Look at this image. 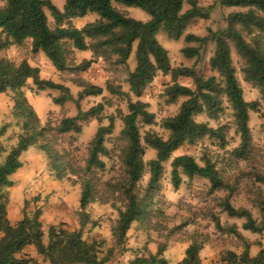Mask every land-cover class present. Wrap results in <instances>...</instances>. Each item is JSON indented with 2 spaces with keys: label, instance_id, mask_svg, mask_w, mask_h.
Listing matches in <instances>:
<instances>
[{
  "label": "trees",
  "instance_id": "obj_1",
  "mask_svg": "<svg viewBox=\"0 0 264 264\" xmlns=\"http://www.w3.org/2000/svg\"><path fill=\"white\" fill-rule=\"evenodd\" d=\"M112 2L126 7H137L149 15V20L141 22L117 10ZM189 8L182 12L183 3ZM225 7L247 8L244 12L229 13L222 30L208 29L207 37L185 34L186 42H199L203 46L207 40L215 44L208 64L218 77H203L195 67L170 65L167 50L156 39L162 31L172 39H178L184 33L187 24L199 13L196 0H64L59 10L50 0H2L0 4V51L13 45L28 42L32 54H42L52 66L63 71L67 66V44L73 49L89 50L96 57L105 58L108 54L116 56L117 64H125L133 45L135 66L127 72L126 82L130 93L140 97L145 87L152 82L157 72L171 77L164 94L169 103L184 98L177 112L163 120L162 126L168 132L165 138L153 131L140 133V125L153 122V114L148 111L147 103L136 99H128L127 111L120 116L122 128L120 139L124 140L121 152L123 174L116 181L101 182L97 172L104 170L103 157L109 154L105 145L107 136L113 131L114 117H106L107 123H101L103 104L97 103L86 110L80 108V99L84 96H97L102 88L90 83H78L81 88L73 99L76 106L74 116L62 118L56 125L49 122L44 125L27 102L23 87L30 80L37 90H56L59 95L56 103L71 99L69 89L39 76V69L26 60L14 63L0 57V93L11 92V114L16 119L19 132L15 144L4 150L0 145V264H36L33 257L25 252L31 246L36 254L49 264H106L110 252L101 255V242L87 241L82 236V228L89 222L86 208L94 202L111 204L118 202L117 218L110 228V235L117 246L126 241L127 231L133 222L151 225L150 218L155 213V196L160 188V176L163 163L171 154L184 144H194L197 140L214 138L223 146L225 144L223 127H210L205 122L195 120V116L205 113L214 118L222 109L223 98L230 104L236 130L239 134V145L232 149L236 158H243L248 153L251 133L248 126L249 111H257V102L246 101L242 89L235 76L232 65L230 40L236 52L244 60L242 72L244 79L253 83L264 101V0H217ZM53 19L49 26L47 12ZM97 14V18L81 28L72 25L71 19L82 17L87 13ZM239 26L251 35L247 41ZM69 50V49H68ZM182 54L191 58L198 54V48L184 47ZM90 61H81L75 70H86ZM178 77L190 78L193 88L176 82ZM110 93L127 96L118 87L106 86ZM264 117V113L262 115ZM97 119L99 124L87 146V156L82 166H78L68 156V152L58 150L53 143L55 135L69 132L79 133L81 122ZM0 128V136L4 133ZM30 146L38 147L46 156L50 171L55 179L75 176L80 181L78 200L77 230H67L62 225H51L46 240L39 220L37 209L31 215L23 213L15 223H11L7 215L8 198L6 188L12 185L9 176L21 167L20 154ZM155 151L153 158L147 161L148 179L143 187L139 185L143 174L144 148ZM202 165L188 154L177 155L170 162V180L174 187L181 183V174L187 177L198 176L209 183L210 192L225 190L227 194L220 200L222 211L229 217L243 219L244 230L264 235V193L257 189L253 204L259 217L243 207L235 208L229 202L231 185L224 180L221 173L208 157L203 158ZM74 179V181H75ZM264 180V179H263ZM214 226L221 228L219 219L211 215ZM229 232L243 242L240 253L227 251L222 260L226 264H264V247H259L255 254L250 253V243L238 233L235 225H230ZM205 237L192 234L184 250V255L177 264H203L200 251ZM164 244H158L154 254L147 258L137 259L136 264H166L161 255Z\"/></svg>",
  "mask_w": 264,
  "mask_h": 264
},
{
  "label": "rangeland",
  "instance_id": "obj_2",
  "mask_svg": "<svg viewBox=\"0 0 264 264\" xmlns=\"http://www.w3.org/2000/svg\"><path fill=\"white\" fill-rule=\"evenodd\" d=\"M59 10L62 9L64 0H50ZM199 13L202 16L193 18L186 26L184 33L178 39L166 36L162 31L156 34L158 43L167 50L170 65L172 67L194 66L197 73L203 77L214 75L216 72L209 68V58L212 56L215 44L212 40L200 46L199 42H186L185 34H193L198 37H207L208 29L212 31L222 30L226 26V16L233 12H244L247 8L225 7L217 0H196ZM2 0H0V4ZM112 5L127 16L146 22L149 15L137 7H126L112 2ZM189 8L187 2L183 3L182 12ZM47 12V11H46ZM49 26H53V19L47 12ZM97 18L95 13H87L82 17L71 19L73 26L81 28L88 22ZM243 37L248 41L252 34H247L239 26ZM232 65L235 76L242 89L243 98L246 101L257 102V111H249L248 126L251 133V143L248 153L243 158H236L232 149L240 142L236 130L234 117L230 104L223 98L222 109L214 118L205 113L195 116V120L205 122L210 127H223L225 144L221 146L216 139L204 137L194 144H184L171 154V157L163 163L160 176V188L155 196V213L150 218L151 225L155 228H147L144 224L133 222L127 231L126 241L122 246L114 244L110 235V228L117 218L119 203L111 204L94 202L86 211L89 222L82 228V236L85 240L101 242L100 253L105 255L110 252L106 264H136L137 259L147 258L148 253L154 254L158 244H164L165 250L162 257L166 264H175L183 255L189 238L192 234L205 237V242L199 253L203 264H226L222 260L227 251L240 253L243 242L236 235L229 232L230 225H235L238 233L250 243V253L255 254L259 247H264V235L244 230L241 226L243 219L227 216L221 209L219 202L227 194L225 190H209L206 179L193 176L187 177L181 174V183L174 187L170 180V162L173 157L181 154L191 155L195 161L202 165L203 158L208 157L214 162L215 167L224 180L231 185L229 202L235 208L248 209L252 216L259 217L258 210L253 204L254 193L257 189L264 193V101L258 88L243 76L242 67L244 60L236 52L233 43L228 41ZM184 47L198 48V54L191 58L185 57L181 49ZM67 68L63 71L56 70L52 64L41 54H32L29 51L28 42L21 45H13L0 51V57L9 59L14 63L26 60L30 65L39 69V76L60 83L69 89L71 99L56 103L54 99L59 95L56 90H37L28 80L23 87L27 102L37 115L40 124L49 122L56 125L62 118L74 116L76 106L73 99L80 91L78 83H90L102 88V93L97 96H84L80 99V108L86 110L97 104H103L101 123L106 124V117L113 115L114 126L110 136L106 137L105 145L109 154L103 157L104 170L97 172V178L101 182L116 181L123 174L121 152L124 140L120 139L122 122L120 116L127 111L128 99H139L147 103V109L153 114V122L149 125H140V133L153 131L165 138L168 132L163 128L162 122L167 117L173 116L184 98H178L176 102L169 103L164 94L165 88L171 84V77L157 72L156 76L143 90L140 97H135L129 91L126 82L127 72L135 66L134 49L125 64H117L116 56L108 54L105 58L93 56L91 51H79L67 44ZM90 61L86 70H75L74 67L81 61ZM176 82L193 88L190 78L178 77ZM118 87L127 94L121 96L110 93L106 86ZM11 92L0 93V128L4 126V133L0 136V145L4 150H9L16 142L19 127L16 119L11 114ZM81 124L79 133L69 132L55 135L54 146L58 150L65 149L68 157L78 166H82L87 156V146L92 138L99 121L88 119ZM155 151L149 147L144 148L143 174L139 185L143 187L148 179L147 161L153 158ZM19 159L21 167L9 176L12 185L6 188L8 198L7 215L11 223L18 221L23 213L31 215L35 210L40 211L39 220L44 233V241L48 228L51 225H62L67 230H77L78 200L80 196V181L75 176H65L55 179L50 171L45 154L36 146H30L23 151ZM75 179V181H74ZM211 215L219 219L221 228L214 226ZM110 235L109 239L103 237ZM36 264H49L42 258H34Z\"/></svg>",
  "mask_w": 264,
  "mask_h": 264
},
{
  "label": "crops",
  "instance_id": "obj_3",
  "mask_svg": "<svg viewBox=\"0 0 264 264\" xmlns=\"http://www.w3.org/2000/svg\"><path fill=\"white\" fill-rule=\"evenodd\" d=\"M64 3V2H63ZM62 6H63V4H62ZM60 10H62V9H60ZM40 54V53H39ZM42 55V54H41ZM110 235H107L106 237L104 236L103 238L104 239H109L110 237H109ZM25 252L27 253V254H29L31 257H33V258H41V256H39L38 254H36V252H35V250L31 247V246H29V247H27L26 249H25ZM181 260V259H180ZM179 260V261H180ZM179 261H176L177 263L179 262ZM177 263H175V264H177Z\"/></svg>",
  "mask_w": 264,
  "mask_h": 264
}]
</instances>
